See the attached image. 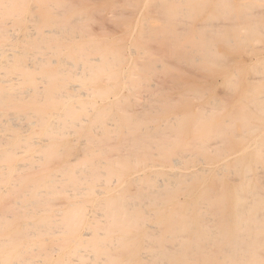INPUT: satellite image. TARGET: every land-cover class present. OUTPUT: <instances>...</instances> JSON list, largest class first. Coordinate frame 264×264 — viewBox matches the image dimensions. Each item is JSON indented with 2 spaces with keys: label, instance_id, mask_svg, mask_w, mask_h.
<instances>
[{
  "label": "bare ground",
  "instance_id": "1",
  "mask_svg": "<svg viewBox=\"0 0 264 264\" xmlns=\"http://www.w3.org/2000/svg\"><path fill=\"white\" fill-rule=\"evenodd\" d=\"M256 1L0 0V264H264Z\"/></svg>",
  "mask_w": 264,
  "mask_h": 264
},
{
  "label": "rangeland",
  "instance_id": "2",
  "mask_svg": "<svg viewBox=\"0 0 264 264\" xmlns=\"http://www.w3.org/2000/svg\"><path fill=\"white\" fill-rule=\"evenodd\" d=\"M256 2H257L256 5L251 9L252 11L250 10V12L253 14V17L256 20H259L260 24L263 26L261 40H260V42H257V43L254 44V52H255L254 54H256V56H258V57L262 56V57H260V59H261V58L264 57V53H263L264 52V6H263L264 5V0H257ZM259 5L260 6L262 5V6L260 7ZM256 11H259V12H256ZM254 54H253V52H252V54L248 53V56L250 58L256 57V56H254ZM256 67H258L259 71L257 69H255V71H252L251 74L250 73L248 74V76H247L248 79H246V81H247L246 86L247 87L248 86L249 87H254L255 85L256 86H262V88L264 90V79H263V76H264V58H263V61L261 59V62H259ZM254 79H255V81H254ZM253 82H254V84L257 82V84H255V85L252 84L253 85L252 86L251 83H253ZM260 95L263 98L264 91ZM263 105H264V98H263Z\"/></svg>",
  "mask_w": 264,
  "mask_h": 264
}]
</instances>
